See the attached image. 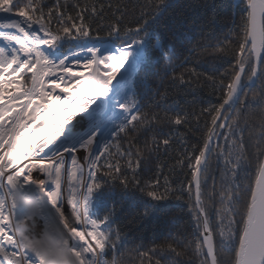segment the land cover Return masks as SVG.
Here are the masks:
<instances>
[{
  "label": "snow or ice",
  "instance_id": "obj_1",
  "mask_svg": "<svg viewBox=\"0 0 264 264\" xmlns=\"http://www.w3.org/2000/svg\"><path fill=\"white\" fill-rule=\"evenodd\" d=\"M44 7L43 0H0V264H120L117 243L126 237L115 224L119 214L130 224L168 223L169 202L183 199L175 193L185 187L173 188L163 164L153 169L150 162L174 138L183 142L182 134L164 128L189 123V113L178 102L164 103L162 115L152 109L167 101L164 80L191 87L201 75L223 98L202 110L211 116L202 146L177 160L181 167L184 159L194 161L186 186L193 238L178 229L162 243L131 251L139 264H264V0H230L232 26L224 38L197 42L182 61L161 35L167 28L178 39L188 25L183 9L191 5L180 0H135L134 27L125 22V0H76L71 11L68 0H55L47 12ZM205 7L212 16L201 35L216 23L215 0ZM150 25L156 26L152 33ZM102 27L120 47L105 45ZM73 42L75 50L64 49ZM197 49L230 58L224 79L185 66ZM153 63L159 66L155 88L149 83ZM41 113L47 120L32 130ZM53 122L52 137L33 139ZM76 123H86V130L74 131ZM214 146L218 193L209 163ZM79 150L85 155L78 157ZM209 178L206 202L202 185ZM218 247L230 255L218 254ZM109 250L111 261L105 259Z\"/></svg>",
  "mask_w": 264,
  "mask_h": 264
},
{
  "label": "trees",
  "instance_id": "obj_2",
  "mask_svg": "<svg viewBox=\"0 0 264 264\" xmlns=\"http://www.w3.org/2000/svg\"><path fill=\"white\" fill-rule=\"evenodd\" d=\"M44 2V11L47 12L49 7H52L55 3V0H43ZM63 2V0H62ZM76 0H68L69 11H71V5L75 3ZM83 2V0H81ZM93 0H89V3ZM105 4L109 0H102ZM113 4L116 3V0H111ZM128 4V12L126 14L125 22L129 27L135 26V21L139 17L140 9L136 8L133 11V4L135 0H125ZM182 4H190L191 7L183 9V15L188 21V25L180 29L179 38H173L171 32L167 28H162L161 35L164 38V42L168 44L175 52L174 59L178 61L184 60L185 57L189 56L187 51L188 48L196 45L197 42L203 44H215L218 39H223L227 27L232 26V15L229 9L230 0H215L217 5L216 8V23L209 24L204 27V35H201V25L204 21H207L211 18L212 13L209 9L205 7L206 4H211L213 0H180ZM109 18H111V12L108 13ZM239 13H236L235 20L239 22ZM195 22V26H191L192 22ZM55 25V21L53 22ZM172 21L168 20V28H171ZM155 25H150L148 31L153 32ZM190 29V30H189ZM96 27L93 25L92 37L96 36ZM108 29L102 27L99 31V35L102 41H111L114 44L121 46V41L117 40L116 37L107 36ZM143 35V34H141ZM154 37L152 41L154 42ZM235 43V41H233ZM72 44H75L73 42ZM230 58L219 59L211 54L202 55L197 49V53L189 57V63L186 64V67H197V70L200 73H207L209 76H214L217 81L224 79V73L226 69H229ZM163 64V61L160 62V65ZM213 68L216 70L213 71ZM159 70V66L153 63L151 68V73L149 78V83L155 88L158 83V77L154 74ZM141 76L144 75L143 72L140 73ZM167 90L168 98L166 102H160V107H154L152 110L160 112L163 114V104L167 103L169 105L174 102H178V105L183 110L189 113V123L181 126H176L175 129H170L168 126H165L164 131H175L182 134L181 137L173 139L170 147L165 149L163 146L160 147L159 151L152 154L151 167L155 169L156 164L162 163L164 166V174L168 175L173 188H179L181 185L185 187L183 193L176 192L175 195H183L181 200H171L169 202V207L171 209L167 220L168 223H153L151 225L141 226L140 224H130L128 220L124 217L123 214H119L116 218L115 224L122 228V236L126 237V241L121 244L117 243V257L120 258V264H139V260L136 257L135 252L131 251L137 245L143 244L145 248L151 247L155 242L157 244L164 242L169 233L172 232L175 234L177 230H183L188 239L193 238L194 226L192 224V209L189 207L190 201L189 196L186 191V186L188 181L191 180V169L188 168L189 163H194L193 160L184 159V165L181 167L177 164V160L185 158L189 153L193 152V149H198L202 146L203 136L207 131V125L210 123L211 116L208 113H202L203 109H207L210 106H218L222 102V89H213L209 86V82L206 81L203 75L200 76L198 82H194L191 87L187 85H172L169 80H164L163 87L160 88L161 92ZM251 95V93H249ZM141 103L147 102V97H142ZM199 117L197 120L196 117ZM218 131H226L218 130ZM247 140V134L245 135ZM218 143L223 146L225 145V140L221 137ZM80 151V150H79ZM216 151L214 146V151L209 157L210 163V173L215 177V190L218 193L220 191V181H219V171L217 169L216 161ZM198 154V152L196 153ZM146 178V177H145ZM213 190V180L209 178L207 185H202V191H204V199L207 202L208 197L207 193ZM193 199H194V189H193ZM243 199V194H242ZM218 200V197H217ZM243 209V203L237 205L236 218L239 219V212ZM218 239V238H217ZM218 254L227 256L230 254L220 253L219 247L217 248ZM123 252V257H120V253ZM191 253L189 252L182 259L187 260L188 256ZM108 261H111L113 258V253L109 250L106 253ZM196 261V258H193ZM198 264V261H196Z\"/></svg>",
  "mask_w": 264,
  "mask_h": 264
},
{
  "label": "rangeland",
  "instance_id": "obj_3",
  "mask_svg": "<svg viewBox=\"0 0 264 264\" xmlns=\"http://www.w3.org/2000/svg\"><path fill=\"white\" fill-rule=\"evenodd\" d=\"M0 15H3V14H0ZM104 42H105V45H106V46L116 47V48L120 47L119 45L114 44V43L111 42V41H104ZM2 44H3V41H0V45H2ZM68 48H73V50H75V48H74V44H72V43H71V44L66 43V44L64 45V49H65V50H67ZM74 71H84V70H83L82 67H80V68H76V67H74ZM86 74H87V73H86ZM29 77H30V74H29ZM29 77H26L25 79L28 81L27 86L30 87V86H31V83H30V79H29ZM46 79H47V78H46ZM63 86H64V85L62 84V87H63ZM37 87H39V85H37ZM46 90H50V87H46ZM59 92H60V89H57L56 92L53 93V95H56V94H58ZM45 120H47V117L43 116V114L41 113V119H38V120L36 121V123L33 125V129H32V130H34V129H36L37 127H39L40 125H42V124L44 123ZM81 123H84V122H81ZM86 127H87L86 123L84 124V127H81V124H80V123H76V124H75V127H74V131H76V132H81V131L86 130ZM54 131H55V122H53V125H50V126L48 127V129L41 128L40 131H37V132H36V135H35V137H33V139L40 138V137H41L40 135H41L42 133H44V135H43V139H44L45 141H47L49 137H52V136H53ZM30 147H31V145H30ZM65 155H66V158H68V161H69V163H70V162H71V161H70V157H68L67 154H65ZM76 155H77L78 157H82L83 155H85V153H84L82 150H80V151H78V152L76 153ZM81 162H83V161H81ZM37 224H38V226H39V230H42V228H43V222H42L41 220L38 219V220H37ZM105 259H107L106 256H105Z\"/></svg>",
  "mask_w": 264,
  "mask_h": 264
},
{
  "label": "bare ground",
  "instance_id": "obj_4",
  "mask_svg": "<svg viewBox=\"0 0 264 264\" xmlns=\"http://www.w3.org/2000/svg\"><path fill=\"white\" fill-rule=\"evenodd\" d=\"M85 75H87L86 73H85ZM41 136V135H40ZM65 209L67 210V205H65Z\"/></svg>",
  "mask_w": 264,
  "mask_h": 264
}]
</instances>
